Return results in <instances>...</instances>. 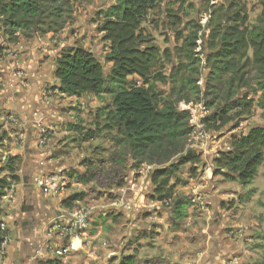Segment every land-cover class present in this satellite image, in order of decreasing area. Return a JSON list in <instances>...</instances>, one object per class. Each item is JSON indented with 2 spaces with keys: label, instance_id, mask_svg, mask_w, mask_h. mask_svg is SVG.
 <instances>
[{
  "label": "rangeland",
  "instance_id": "obj_1",
  "mask_svg": "<svg viewBox=\"0 0 264 264\" xmlns=\"http://www.w3.org/2000/svg\"><path fill=\"white\" fill-rule=\"evenodd\" d=\"M111 5L112 0H62L54 6L59 17L24 32L14 33L0 20V60L12 46L21 67L35 70L32 76L36 77L17 70L16 82L5 83L0 72V99L5 96L2 86L10 91L19 88L16 91L24 99L17 104L12 98L11 103L25 110L33 107L21 138L12 128L19 121L17 109L11 113L0 104V180L10 183L0 202L6 236L0 263L7 258L3 253L8 246L23 255L20 264H117L128 254L148 264H263L264 166L250 184L240 185L222 176L215 163L230 150L233 137L264 127L252 52L248 49L246 54L247 77L239 88H229L227 76L218 80L214 75L211 58L217 40L210 37L216 25L241 8L246 11V26L262 27L259 0H159L147 13L140 29L158 49L154 77L147 85L136 76L128 80L149 89L158 109L186 111L188 120L180 123V137L172 144L145 155H138L107 120L112 95L75 98L61 94L52 70L61 51L82 47L107 76L109 45L100 27ZM49 27L58 30L45 32ZM243 100L253 101L250 110L238 107ZM47 102L49 110L57 111L51 117L43 107ZM231 106L235 108L222 121L210 120ZM185 107L198 119L205 150L195 147L198 139ZM9 115L15 120H8L4 128L2 122ZM54 117L59 119L53 121ZM32 120L45 130L46 145H39ZM188 154L196 160L181 162ZM14 158L15 172L11 173L8 163ZM160 170L169 175L154 180ZM51 173L60 175L65 184L56 199L33 187L39 175ZM74 194H82L83 199L63 206V200ZM39 200L48 206L46 213L40 212ZM178 203L184 207L179 218ZM81 208L89 212L82 229L69 232L62 220V226L48 234L52 247L31 241L41 220L48 233L56 213L65 216ZM57 248H68L69 253L57 257L53 254Z\"/></svg>",
  "mask_w": 264,
  "mask_h": 264
},
{
  "label": "trees",
  "instance_id": "obj_2",
  "mask_svg": "<svg viewBox=\"0 0 264 264\" xmlns=\"http://www.w3.org/2000/svg\"><path fill=\"white\" fill-rule=\"evenodd\" d=\"M61 1L0 0V20L12 32H24L44 25L53 16L59 17L54 6ZM112 1L113 5L103 13L100 27L103 38L109 45L105 56V61L110 64L107 76L91 52L82 47H73L64 49L56 58L54 77L58 81V91L69 97L112 95L111 110L106 114L107 120L138 155H145L146 151H156L180 137L178 128L182 121L188 120V114L186 111L176 113L166 106L158 109L149 89L133 85L128 80L136 76L147 85L154 77L152 75L159 56L158 49L142 36L140 28L147 13L156 8L159 0ZM259 3V22L263 24L262 27L245 25L247 16L244 8L233 13L227 21L216 25L210 34L212 39L217 40L211 66L216 79L221 80L227 76L228 87L239 88L236 86L247 77L244 64L248 61L246 54L250 49L251 65L261 92L257 104L264 109V0H259ZM56 30L58 29L49 27L45 32ZM189 46H194V43ZM252 105V100H243L238 107L247 111ZM232 108L235 107L231 106L228 111H222L210 120L222 121L223 116ZM15 160L17 158L8 163L11 173L15 172ZM195 160L194 156L188 154L181 162ZM215 163L218 170L222 171V176L229 181H237L240 185L250 184L258 168L264 166V127H254L245 135L233 137L230 150L221 153ZM166 175H169L166 170L156 171L154 180ZM13 180L16 181V177ZM9 186V182L0 180V202ZM82 199V194H74L63 200L62 205L68 207L70 203ZM182 208L181 206L177 209ZM177 213L179 218L182 214L180 211ZM5 239V232L0 230V252ZM117 264L148 263L129 254L121 256Z\"/></svg>",
  "mask_w": 264,
  "mask_h": 264
},
{
  "label": "crops",
  "instance_id": "obj_3",
  "mask_svg": "<svg viewBox=\"0 0 264 264\" xmlns=\"http://www.w3.org/2000/svg\"><path fill=\"white\" fill-rule=\"evenodd\" d=\"M7 47H9V46H7ZM14 50H16V49H14L12 46L9 47L8 50L4 51V54L5 55L3 56V58H1L2 60H0V72H2L1 74H4L5 75V78H6V82L5 83H8L9 81L10 82L11 81L12 82H16L15 81L16 79H15L14 73L17 70H19V71H22L23 70L22 72L25 73L26 77L32 76L33 75V72H35V70L34 71H29V70L24 69L23 67H21L22 66V63H21V60L19 59L20 57L17 55L16 51H14ZM21 68H23V69H21ZM52 70H54V65L52 66ZM16 73H18V72H16ZM36 75H37V73H36ZM33 78H36V77H33ZM2 87H4L3 90H2V93L5 96H4V99L3 98L0 99V104L4 108H7V110L10 109L11 110L10 111L11 113L13 112V110L17 109L14 112H15V115L19 117V121L16 122L15 125H12V128H16V130H17V133L15 134L16 136H19L21 138H24L23 137V134H20L21 131H22L21 129L24 128L25 127L24 125H26V123H28L30 121L31 117L29 115V112H31V109H33V107H31V105H29L30 108L28 110H25L22 107H20V105H17V104H19V102L21 100L24 99L23 96H22L23 93L21 94V93H19V91H16L17 88L14 91H10V90H7V86L4 85ZM0 88H1V86H0ZM12 98L16 102H18L16 105L11 103L10 100ZM49 102H47L46 104H43V107L48 112L49 117H51L52 114L53 115L56 114L57 111L56 110H49L48 109V105L50 104ZM50 106H52V105H50ZM0 110H1V107H0ZM25 111L28 112L27 116H25ZM1 114H2V111H0V115ZM7 114H10V113H7ZM10 116L13 117V115H9L7 117H4V120L2 122L5 125L4 128H6L8 126V124H9L8 120L11 121L9 119ZM36 116H37V114H34L33 115V117H35V118H36ZM18 117H16V118H18ZM13 119L15 120L14 117H13ZM57 119H59V118L58 117H54L52 120L53 121H57ZM33 122L34 121L32 120V124H33ZM32 129L36 133V131L33 128V125H32ZM19 140H20V138H19ZM24 142H25V139H24ZM38 198H40V195L39 194H38ZM39 202H40L39 203L40 212L46 213L48 211V209H47L48 206H46L45 204H42V202L40 200H39ZM181 204H182L181 206L183 207V203H181ZM181 206H178L177 208H180ZM183 209H184V207L182 208V210L179 209V211H180L181 214H183L182 213L183 212ZM35 213H39V212L37 211ZM58 216H59V213H56L55 217H58ZM45 229H46L45 222L43 223V221L41 220L40 224L37 226V229L35 230V233L33 234V238L31 239V241H34L33 242L34 245H37L36 243H38V244L40 243V245H42L43 247L44 246H48V245L50 247L53 246V239L49 237V235H48V233L46 232ZM7 247L8 246H6L5 252L3 253V254H5V256L7 258H5L4 259V262H2L0 264H20L23 255H21L20 253H17L15 248H13V247L7 248ZM14 254H16L15 259L12 258V256ZM46 257H48V255H46L45 258ZM94 263L99 264V261L94 262Z\"/></svg>",
  "mask_w": 264,
  "mask_h": 264
},
{
  "label": "built area",
  "instance_id": "obj_4",
  "mask_svg": "<svg viewBox=\"0 0 264 264\" xmlns=\"http://www.w3.org/2000/svg\"><path fill=\"white\" fill-rule=\"evenodd\" d=\"M204 27L205 25L201 26L202 29ZM196 43L199 44L200 39H198ZM184 109L189 111L191 115L190 123L193 124L192 132L194 135H196L198 139L196 141L197 145H195V147L199 148L200 150H205L207 148V144L205 140L203 139V131L201 130V126L197 125L198 119L194 116V113L190 110L189 107L187 108L185 107ZM9 119L11 121H14L13 117L11 116ZM33 128L38 133L39 145L41 146L46 145L47 139L45 137V130L41 128L40 123L38 121L33 122ZM33 186L35 189L40 191L44 196L50 197L51 199H56L61 196L64 190V187H65V184H64V179L60 175L51 173V174L39 175L34 180ZM5 198H6L5 196L2 197L3 200H5ZM88 215H89V212L84 208H81L79 210H74L65 216L59 214L58 217H55L52 220V224H51L52 227L49 228L48 234H52L53 231L59 229L62 226L61 225L62 220H64L67 223L69 232L73 230L82 229L84 227V224H85V221ZM0 230L5 231V225L3 223H0ZM1 251H2V247H1ZM68 253H69L68 248H57L55 252H53V254L56 255L57 257H63L64 255H67Z\"/></svg>",
  "mask_w": 264,
  "mask_h": 264
}]
</instances>
